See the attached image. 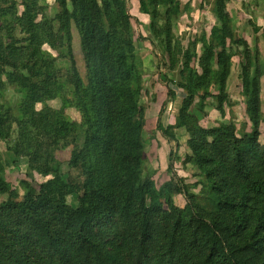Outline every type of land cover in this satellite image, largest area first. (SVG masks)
I'll return each instance as SVG.
<instances>
[{
  "label": "trees",
  "instance_id": "16d2710c",
  "mask_svg": "<svg viewBox=\"0 0 264 264\" xmlns=\"http://www.w3.org/2000/svg\"><path fill=\"white\" fill-rule=\"evenodd\" d=\"M39 1L0 0V139L16 129L14 163L25 158L43 177L38 189L20 180V195L4 179L0 152V193L8 194L0 204V264H264V55L230 28L228 0H213L219 24L198 39L201 56L193 54L197 39L184 48L174 32L189 2L182 10L181 0H138L149 36L136 37L140 21L127 0H56L62 11L51 17L40 16ZM137 40L158 42L166 67L180 69L179 81L168 79L185 91L176 120L165 126L159 118L156 129L170 140L176 131L189 136L184 162L194 165L200 193L181 176L160 190L141 177L146 107ZM46 44L71 67L47 57ZM237 60L253 120L252 131L239 135L228 120L201 124L210 98H229ZM11 85L20 94L15 107L6 96ZM57 98L60 108L49 104ZM68 106L81 121L68 117ZM71 144L68 166L79 170L78 183L65 178L56 154ZM173 194H183L185 206Z\"/></svg>",
  "mask_w": 264,
  "mask_h": 264
},
{
  "label": "rangeland",
  "instance_id": "374dc122",
  "mask_svg": "<svg viewBox=\"0 0 264 264\" xmlns=\"http://www.w3.org/2000/svg\"><path fill=\"white\" fill-rule=\"evenodd\" d=\"M187 2H189L190 8L189 10H185L181 18L176 21L174 32L181 39L184 48L188 47L191 41L194 42L197 39V48L193 51V54L195 55L197 51L198 56H201L206 53V50L198 39L202 36L203 32L206 33L207 37H210L212 27L215 24H219L218 17L213 11V0H181L182 10ZM127 3L130 12L137 16L140 21L139 23L134 22L136 37L139 34H143L146 37L149 36V17L139 11L138 0H127ZM39 5L40 16L46 15L47 17H51L62 11L61 6L56 0H40ZM226 12L233 19L230 28L238 32L239 35H247L248 42L252 48L258 43L264 55V0H228ZM255 26L261 29L256 31L254 30ZM136 47L144 64V96L142 103L146 107V127L144 129L146 159L140 170L141 177L151 178L156 188L160 190L170 179L178 181V178L181 176L189 184L192 192L200 193L202 185L198 187L194 186L198 181V177L194 175V165L185 164L184 162L189 151V136L176 131L175 140H170L161 131L156 129L159 118L165 126L173 124L176 120L185 91L173 82L168 81V79L179 81L180 69L170 71L166 67L164 64L165 53L163 47L158 42L157 44H152L149 41L137 40ZM43 52L47 57L57 58L58 66L63 69H67L72 65V62L67 58L59 57L58 52L53 50L48 44L43 46ZM74 54L77 67L84 76L86 69L85 62L76 36L74 39ZM197 61L195 64H197ZM243 69V64L237 60V64H234L233 74L228 81L227 90L229 98L224 101H221L219 97L210 98L206 107L208 114L204 117L203 121L201 120L202 125L209 126V124L220 120H228L232 122L238 135L241 132L252 131L253 120L247 112V98L241 92V73ZM167 83H170L176 92V98H172L168 94ZM6 96L11 99L15 107L17 100L20 98V94L15 91V85L9 86ZM261 96L263 109L261 113L262 123L260 128L262 135L260 136V142L264 143V77L262 78ZM49 104L55 108H60L63 100L57 98L49 101ZM37 107L41 108L42 104H38ZM65 111L70 119L81 121V114L76 108L68 106ZM80 133L83 132L81 131ZM16 140L17 130L15 129L9 139H0V152L3 156V162L6 164L4 179L15 187L20 195H23L25 188L20 184V180L26 178L38 189L43 177L27 166L25 158H21L18 162L14 163L16 159L10 148L15 144ZM72 149L73 144L68 146L64 151H57L56 154L59 160H61V169L65 178L78 183L82 180L79 170L68 166ZM170 157L173 159V167H169ZM7 197V192L0 193V204ZM172 198L176 205L185 206L186 199L183 194H173ZM72 199L73 197H70V201ZM74 199L73 204L76 205ZM162 204L165 207L167 206L165 201H162Z\"/></svg>",
  "mask_w": 264,
  "mask_h": 264
}]
</instances>
